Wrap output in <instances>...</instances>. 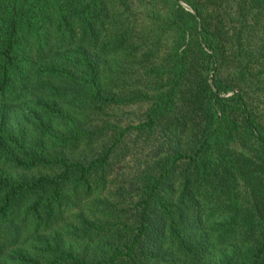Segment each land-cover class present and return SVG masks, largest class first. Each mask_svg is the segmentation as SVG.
I'll list each match as a JSON object with an SVG mask.
<instances>
[{
    "label": "trees",
    "instance_id": "obj_1",
    "mask_svg": "<svg viewBox=\"0 0 264 264\" xmlns=\"http://www.w3.org/2000/svg\"><path fill=\"white\" fill-rule=\"evenodd\" d=\"M146 1L0 0V264H264V0Z\"/></svg>",
    "mask_w": 264,
    "mask_h": 264
},
{
    "label": "rangeland",
    "instance_id": "obj_2",
    "mask_svg": "<svg viewBox=\"0 0 264 264\" xmlns=\"http://www.w3.org/2000/svg\"><path fill=\"white\" fill-rule=\"evenodd\" d=\"M146 0H133L132 6L134 10L140 11L146 9ZM230 12H233V9H229ZM147 108V103L137 102L132 104H121L117 106H109L105 110L104 118L118 124L120 127H123L129 123H136L140 120ZM145 157H139V162L143 164ZM121 168L115 169V173L118 176H125L133 171L134 169V159L125 158V161L121 164ZM120 166V165H119Z\"/></svg>",
    "mask_w": 264,
    "mask_h": 264
}]
</instances>
